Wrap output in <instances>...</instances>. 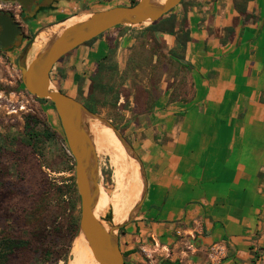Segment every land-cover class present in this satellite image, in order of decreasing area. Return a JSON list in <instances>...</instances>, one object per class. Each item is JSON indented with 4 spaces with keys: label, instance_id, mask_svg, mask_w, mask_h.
I'll use <instances>...</instances> for the list:
<instances>
[{
    "label": "crops",
    "instance_id": "0c3cea01",
    "mask_svg": "<svg viewBox=\"0 0 264 264\" xmlns=\"http://www.w3.org/2000/svg\"><path fill=\"white\" fill-rule=\"evenodd\" d=\"M239 4L255 19L235 27ZM178 7H189L186 91L193 95L160 99L140 119L148 191L119 239L125 264H264V0H185ZM118 33L124 47L142 35L129 27ZM158 37L178 48L176 36ZM106 38L78 54H105ZM167 75L161 88L170 97ZM68 80L57 76L60 90L77 98V80ZM131 184L136 201V179Z\"/></svg>",
    "mask_w": 264,
    "mask_h": 264
},
{
    "label": "rangeland",
    "instance_id": "374dc122",
    "mask_svg": "<svg viewBox=\"0 0 264 264\" xmlns=\"http://www.w3.org/2000/svg\"><path fill=\"white\" fill-rule=\"evenodd\" d=\"M132 1L94 0L73 10L65 18L49 21L47 16L44 17L45 21H49L44 28L54 26L64 19L81 17L116 6H129ZM6 6L0 2V11L18 10L11 4ZM175 11L180 14L181 8L177 7ZM146 27L148 26L131 29H137L138 32ZM116 35V31H113L103 42L106 47L109 44L114 45L115 40L118 42L116 53L108 62L117 71H107L105 79L114 88L108 100L119 93L117 106L114 107L112 102L108 105L101 104L95 114L103 116L121 133L124 132L122 134H125L124 137L140 157L141 132L139 123L134 121L140 110L135 112L134 109L137 96L142 93V105L150 97V101L154 103L153 112L159 107L158 103H163L160 99H171L168 97L169 92L163 93L161 88L165 72L168 75L164 83L170 86L174 84L176 98L191 99L193 93L186 91L187 70L181 69L177 63L161 54L149 40L137 35L133 46L124 47L119 33ZM20 51L18 48L3 50L0 47V143L5 149L2 158L4 169L0 172V180L11 182L9 187L0 182V238L28 240L33 249H37L36 254L13 257L10 264H71L74 254L79 250L75 244L78 232H74L71 224L73 217L80 220L81 214L75 162L67 156L70 153L66 151L63 142L65 136L62 127H59L60 120L56 111L50 104L42 103L31 95L23 84L18 64ZM82 60L87 63L81 64L76 71L70 67L71 63L75 67ZM96 62L97 58L93 60L86 53L74 55L62 64L65 65L63 75H71L78 85L79 76L91 73ZM58 74L59 70L54 69L52 80L55 86ZM171 78L173 82H170ZM141 89L149 90V97ZM126 105L128 108H123ZM28 124L42 134L39 152L30 146ZM47 131L50 132V137L45 135ZM94 147L98 154L100 188L110 198L118 196L122 199L128 171H131V179H136L140 190L138 173L131 158V164L118 162L114 154L122 152L114 143L110 146V151L99 146ZM62 192L64 193L61 194ZM102 220L115 225L112 206ZM117 235L120 239L123 234L118 231Z\"/></svg>",
    "mask_w": 264,
    "mask_h": 264
},
{
    "label": "water",
    "instance_id": "95a60500",
    "mask_svg": "<svg viewBox=\"0 0 264 264\" xmlns=\"http://www.w3.org/2000/svg\"><path fill=\"white\" fill-rule=\"evenodd\" d=\"M17 2L28 8L34 0H1ZM182 0H138L133 6H116L88 14V19L75 23L53 38L41 51L31 55L35 41L46 27L40 30L27 44L20 41L19 30L12 17L0 11V47L3 50L23 48L19 55V68L26 90L41 100H49L60 120L69 153L75 162L77 191L81 201L78 238L83 235L98 264H125L117 232L131 223L143 205L148 191L144 164L124 135L109 120L91 112L77 99L61 92L53 83L55 65L68 53L81 45L100 37L116 27L137 28L150 26L172 10ZM64 19L61 22H65ZM53 27V26H50ZM94 118L110 128L121 142L129 157L138 166L143 192L127 220L110 224L109 229L94 213L100 192L98 154L90 137L86 118Z\"/></svg>",
    "mask_w": 264,
    "mask_h": 264
},
{
    "label": "trees",
    "instance_id": "16d2710c",
    "mask_svg": "<svg viewBox=\"0 0 264 264\" xmlns=\"http://www.w3.org/2000/svg\"><path fill=\"white\" fill-rule=\"evenodd\" d=\"M137 3V0H133L132 3L129 6H133ZM185 3V0H182L180 5H183ZM243 3V2H242ZM242 7H236V9L239 11V16L234 18L232 20L231 25L232 26H237L239 23L241 24H245L247 22H253V20L255 19V17L251 14H249L246 11V7H244V4H239ZM189 7H181V13L182 16L179 17V13H177L174 10H172L171 12H169L167 15H165L164 17H162L161 19H159L158 21H156L155 23L151 24L150 26L146 27L145 29H143L142 31H138L140 32V34H142L143 37H145L147 40H149L154 47L156 48V50L159 49V51L161 52V54H163L164 56L168 57L170 60H172L173 62L177 63V65H179L181 67V69H186L187 70V75H188V68L189 65L185 62V50H186V46L188 44V42L191 41V31H190V19H189ZM119 29V27H116L114 29H111L110 31L102 34L100 37H107L109 36L113 31H117ZM159 34H169V35H173L176 36L177 38V44H178V48L181 47L182 49L179 50L178 48H174V49H168L166 47V45L159 39L158 35ZM234 40V36L231 37ZM98 38H95L83 45H81L80 47L76 48L75 50L71 51L70 53H68L66 56H64L54 67V69L59 70V74H61L62 77H64L63 75V69L65 68V65H62L63 63L67 62V60H69L70 58H72L74 55L76 56L78 54V50L81 47H88L93 45ZM118 43L117 40H115L114 45L111 46V44H109L108 46V50L105 54H98L95 57H92L90 55L91 59H96L97 58V62L94 64V69H92L91 73H85L81 76H79L78 79V95H77V99L78 101H80L81 103H83L87 108H89L92 112L94 113H98V107L103 104V105H108L109 102H112V105L115 107L117 106V102H118V98H119V93H117V95H115L113 98H111V100H108V98H110V94L114 92V88L112 87V85L108 84L105 82L106 76H107V71H117L116 67H112L108 64V62L110 61V59L113 57V55H115L116 50L118 48ZM80 64L74 66V63L70 64V67H72L73 69H75V71L80 68L81 64H86L87 61L82 60L79 61ZM53 69V70H54ZM65 79H73L72 77L69 76H65ZM57 88L60 90L59 87V82L56 83ZM61 91V90H60ZM142 92H146L147 94L150 92L147 89H141ZM63 92V91H61ZM175 92V90H174ZM174 92L170 95V102L179 98H176V95H174ZM70 96V95H69ZM72 97V96H71ZM142 93L140 95L137 96L136 101H135V112H137V110H141L142 111L137 113L136 117H135V122L139 123L140 119L142 116H150L153 113V106L154 103L153 101H150V97L148 94V101L146 100V103L144 105H142ZM127 98V97H126ZM39 99V98H38ZM128 99V98H127ZM183 101H187L189 99H181ZM40 102L42 103H48L52 106L53 110L54 106L51 103V101L49 100H41L39 99ZM123 108H128L127 105L124 106ZM185 112H181L179 113L180 115H183ZM61 129V125L59 126ZM28 129V134H29V140H30V146L36 151L39 152V145L41 143L40 141V137L42 134L37 133L33 127L30 126V124H28L27 126ZM124 133V132H122ZM45 135L47 137H50L51 134L50 132H45ZM125 135V134H123ZM1 137V135H0ZM0 142H1V138H0ZM63 142L65 144L66 147V151L69 152V149L67 147L66 144V140L63 139ZM5 153V149L2 147L1 143H0V172L2 171V168L4 167L3 162H2V158L4 156ZM67 156L69 157V159L71 161H73V158L71 157V155H69L67 153ZM4 169V168H3ZM23 177V176H21ZM0 182H2L4 184V186L9 187V185L11 184L10 181H4V180H0ZM64 192H62L61 194H63ZM135 202V199L133 198L132 195V203L131 205ZM72 227L74 229V232L77 233L79 230V219L74 218L72 219ZM120 232L122 234L125 233V227H122L120 229ZM37 253V249H33L32 243L28 240H24L21 238H14V237H1L0 238V264H10L13 260V257H19V256H23V257H27L29 255L32 254H36Z\"/></svg>",
    "mask_w": 264,
    "mask_h": 264
},
{
    "label": "bare ground",
    "instance_id": "6f19581e",
    "mask_svg": "<svg viewBox=\"0 0 264 264\" xmlns=\"http://www.w3.org/2000/svg\"><path fill=\"white\" fill-rule=\"evenodd\" d=\"M165 0H157V3H163ZM88 15H83L81 17H72L65 22L58 23L53 27H49L45 29L35 41L34 47L32 49L31 55L41 51L44 47L48 45V43L55 38L57 35L61 34L66 28L74 25L75 23L85 21L88 19ZM86 124L88 125V131L94 146H99L107 151L111 150L113 143L121 150L120 152H115V156L118 159V162L121 164L130 163L131 159L127 154L126 150L122 146L121 142L117 139L114 132L106 127L102 122L94 118H86ZM103 130V131H102ZM109 136V137H108ZM114 156V157H115ZM117 162V161H116ZM133 167L138 173L139 177V197L138 199L131 205L132 203V184L130 178V172L126 174V185L122 189V199L118 196H114L110 198V196L100 188V192L98 194L96 205L94 209V213L98 219H102V217L108 211L110 206L113 207V221L115 224L124 223L130 212L133 210L136 202L142 195L143 192V184L141 181V177L139 174L138 166L135 165L133 161H131ZM130 163V164H131ZM119 165V164H118ZM118 168V167H117ZM121 169V167H120ZM119 170V169H118ZM117 170V171H118ZM128 170V169H127ZM117 195V194H116ZM106 228L109 229L110 225L107 222H104ZM78 247V251L74 254L75 257L71 264H98L94 256L91 252V249L83 235L79 236V238L75 242Z\"/></svg>",
    "mask_w": 264,
    "mask_h": 264
},
{
    "label": "flooded vegetation",
    "instance_id": "af4514ba",
    "mask_svg": "<svg viewBox=\"0 0 264 264\" xmlns=\"http://www.w3.org/2000/svg\"><path fill=\"white\" fill-rule=\"evenodd\" d=\"M0 2L4 7L11 4L13 5L12 7L18 8L17 11H1L12 17L13 22L19 30L22 44L30 42L36 33L46 26V22L49 23V21H53L54 19L65 18L73 10L89 3L86 0H34L33 4L28 8H24L17 2H5L1 0ZM46 16L49 21H45L44 17Z\"/></svg>",
    "mask_w": 264,
    "mask_h": 264
},
{
    "label": "built area",
    "instance_id": "2783aa9c",
    "mask_svg": "<svg viewBox=\"0 0 264 264\" xmlns=\"http://www.w3.org/2000/svg\"><path fill=\"white\" fill-rule=\"evenodd\" d=\"M142 252L145 253L148 257H151V254H152V253L149 252L148 249H146V248H142ZM219 253H221V252H219Z\"/></svg>",
    "mask_w": 264,
    "mask_h": 264
}]
</instances>
